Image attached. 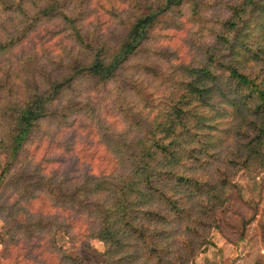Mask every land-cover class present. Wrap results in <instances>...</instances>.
I'll list each match as a JSON object with an SVG mask.
<instances>
[{
	"label": "rangeland",
	"instance_id": "374dc122",
	"mask_svg": "<svg viewBox=\"0 0 264 264\" xmlns=\"http://www.w3.org/2000/svg\"><path fill=\"white\" fill-rule=\"evenodd\" d=\"M19 1L0 0L1 38L20 22L22 12L15 8ZM37 1L21 0L27 13L38 11ZM64 1L65 10L78 18L82 39L72 37L61 16L29 26L0 56L2 111L22 103L29 93L49 96L53 83L69 79L77 63L90 61L99 50L112 54L129 24L161 3ZM241 1L185 0L161 12L109 80L74 74L49 98L48 116L31 128L6 178L0 176V264L108 261L112 245L97 237L100 220L94 212L106 194L96 185L103 179L115 181L129 170L141 148L136 145L154 135L175 100L181 99L183 111L194 104L186 103L185 82L193 79L188 70L212 57L220 62L225 53L241 73L264 87V13L253 8L249 18L236 15L233 7ZM5 11L12 14H1ZM233 19L242 28L239 40L251 50L237 46L232 54L228 48L236 29L230 25ZM212 98V108L202 109L208 113V130L192 128L184 154L167 167L198 183H186L176 194L186 195V203L178 202L186 206L183 220L137 221L146 226L143 236L149 242L154 230L171 232L159 241V249L167 246L171 251L162 262L155 253L147 264H264V145L259 157L244 163L241 155L230 161L231 151L241 145L232 135L237 113L227 101L219 105L218 97ZM10 122V114L1 116L0 131ZM198 147L201 154L195 155ZM6 159L0 151V173ZM209 186H215L213 194ZM189 190L194 192L191 199Z\"/></svg>",
	"mask_w": 264,
	"mask_h": 264
},
{
	"label": "trees",
	"instance_id": "16d2710c",
	"mask_svg": "<svg viewBox=\"0 0 264 264\" xmlns=\"http://www.w3.org/2000/svg\"><path fill=\"white\" fill-rule=\"evenodd\" d=\"M39 1L35 2L38 11L32 13L26 12L24 2L21 0L15 4V8L22 12L20 22L14 23L13 31H9L7 36L0 37V53H2L0 56L6 53L5 51L16 42L17 38L26 33L29 26H35L42 20H49L52 17L61 16L70 25L72 37L82 39L80 25L76 24L78 18L65 10L64 0H43V3L38 4ZM184 1L161 0L156 7H150L147 13L137 16L129 24L127 35L122 38L112 54L105 55L104 50H99L90 61L77 63L74 74L94 76L103 81L109 80L146 37L147 29L152 26L157 16L167 9L179 6ZM255 1L242 0L238 4L239 7H233L235 14L239 16L244 13L243 15L246 17L248 15L249 18L254 14L253 8L264 13V4L262 5L260 0L256 3ZM248 7L249 12L246 11ZM1 14L12 13L5 11ZM247 18L244 19L245 24L248 22ZM230 25L232 29L236 28L234 37L228 42L232 54L237 46L251 50V47L239 40L242 28L237 26L234 19ZM260 25L263 26L262 23ZM227 56L224 53V59L220 62L214 61L212 57L210 62L202 67L190 68L188 71L193 74V79L185 82L186 103L194 104L183 111L181 99L175 100L167 114H164L163 120L156 124L154 135L146 139L142 145H136L137 148L139 146L141 148L136 150L137 157L130 164L129 170L124 175H117L115 181L106 182L103 179L104 181L97 183V191L106 194L103 202L97 203L94 210L100 220L97 237L112 245V248L106 252L109 258L104 264H147L149 258L157 252H159L158 261L162 262L165 253L171 251L167 246L159 249V241L168 238L171 232L154 230L149 242L143 236L146 226L137 221L160 220L167 223L171 220H183L186 206H180L178 202L185 200L186 203V195L182 198V195L176 194L186 188V183L193 187L198 183L195 178L185 177L178 174L174 168L169 170L167 167L178 161V156L184 154V144L188 142L187 138L191 136L189 132L192 128L201 131L211 125L207 123L208 113L205 114L202 109L212 108L215 103L212 96L218 97L216 103L219 102V105L227 101L237 113L232 135L238 138L241 145L238 143L234 148L236 150L231 151L230 161L243 155L245 163L251 156H261L264 145V87L256 83L248 74L241 73L231 58L226 59ZM73 75L64 82L53 83L49 96L37 92L32 95L29 93L22 103L7 106L4 111L0 108V121L1 116L10 114L11 117L10 124L0 131V151L7 158L0 173L1 177L6 178V174L11 171V165L21 152L23 141L31 128L48 116L49 98L70 82ZM178 120L181 124L177 122ZM207 135L209 133L202 134V136ZM199 154H201L200 147L195 151V155ZM103 186L104 188H101ZM212 187L215 186H209V191L213 194ZM188 193V199H191L194 192L189 190ZM206 195L208 200H211L209 194ZM137 224L140 226H136ZM133 244L136 245L133 253L126 252V254L125 250L131 248ZM166 263L174 262L167 260Z\"/></svg>",
	"mask_w": 264,
	"mask_h": 264
}]
</instances>
